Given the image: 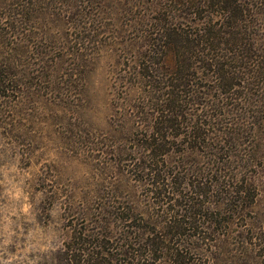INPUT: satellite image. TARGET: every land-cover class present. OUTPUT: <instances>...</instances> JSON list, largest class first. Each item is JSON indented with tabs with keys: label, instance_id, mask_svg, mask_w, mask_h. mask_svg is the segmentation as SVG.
I'll use <instances>...</instances> for the list:
<instances>
[{
	"label": "rangeland",
	"instance_id": "rangeland-1",
	"mask_svg": "<svg viewBox=\"0 0 264 264\" xmlns=\"http://www.w3.org/2000/svg\"><path fill=\"white\" fill-rule=\"evenodd\" d=\"M242 3L233 29L220 13L199 25L176 12L185 33L212 17L215 36L240 32L252 51L222 45V71L189 59L181 115L163 123L155 97L177 69L157 33L167 0H0V264L260 260L264 0ZM180 205L191 230L158 240ZM179 244L190 251L177 260Z\"/></svg>",
	"mask_w": 264,
	"mask_h": 264
},
{
	"label": "trees",
	"instance_id": "trees-1",
	"mask_svg": "<svg viewBox=\"0 0 264 264\" xmlns=\"http://www.w3.org/2000/svg\"><path fill=\"white\" fill-rule=\"evenodd\" d=\"M167 3L169 6L168 9L169 14L170 15L172 14L169 17H171L172 19L169 20L168 22L165 21L161 28L160 27L157 28V33H159V36L161 37L162 40H165L164 42H161L159 46L165 48L169 46L170 49L173 50L174 56L176 58L177 69L174 73L172 72V75L168 73L171 77L170 79L171 84H167V86H165L167 90L162 94H160L158 97H155L157 104L159 105L161 104L163 106V108L157 112L155 118L158 122L162 121L163 123L169 122L172 119H178L181 115V112L177 110L180 107V102H184V99L180 95V91H181L180 87L182 85L181 81L183 79V72H184L183 69L185 67L191 66L189 63H187L189 59L194 57L197 62L200 61L206 63L211 67H218L222 71L227 66H229V63L225 62L224 60V58L227 57L228 53L227 52L226 53L223 52L222 54L213 53L215 50L217 51L220 48L223 49L222 45L223 46H228L230 44H233L235 46L239 45V48L244 49V51L247 52L246 54H248V51L249 52L252 51L251 44H249L247 41L246 42L244 41L246 40V38H242V36H240L241 35L240 32L229 34V37L227 38L226 41L222 40L223 36H215L216 23L213 20L214 18L212 17H210L212 21H210L209 23L212 22L213 25L208 28L207 25L204 28L201 27L196 36L185 33V31H183L184 28L181 25H179L178 22L179 17H181L182 15L176 14V12L179 10L181 11L186 10L187 14L186 16H184V18L187 17V15L197 16L199 17V19H201L199 20V25H200V22L206 19V16L220 13V15H224L223 17H225V19H228L229 27L233 29L234 27L232 24L233 22L238 23L242 20L247 19L246 18L247 11L244 8V4L242 3V0H167ZM220 4L224 6V9L221 12H219L218 10H213L215 9V7H217V5ZM24 14H26V12L24 13L20 11L19 13H17V16H15L14 19L19 21L20 18L24 16ZM0 18L2 19L4 17L1 16ZM3 21L1 20L0 22L1 23L0 35L7 34L10 29L8 28L9 27L8 24H5ZM237 27L238 29L240 28L238 25ZM231 32L232 31H230V33ZM154 34L155 32H153L152 35ZM153 40L155 42V39H152V42ZM247 57L248 56H246V58ZM150 76L152 77L154 75H150ZM175 82H179V83H175ZM221 84H223L222 87L226 85L229 87V89H232L235 86V83H232L231 81L226 79L225 76H223V82L220 81V85ZM151 133L152 135L155 136L156 139H158L161 131L158 129H153ZM180 207H181L180 209L175 211L174 215L171 214L168 217L171 223L166 224L161 228H159L158 232L156 233V238L158 240L163 241L166 238L167 234H169L174 230V227L175 229L179 227L178 225H182V226L184 225L186 231L191 230L190 223L188 222L189 215L187 214V212L186 213L183 212L189 209L183 207V205H180ZM172 222H177V223H172ZM210 226L207 225L204 227L209 228ZM202 228L203 227H200V229ZM196 231L200 232L202 230L200 231L196 230ZM151 237L152 236H149V234L146 237L143 236V244L146 245V247L149 245V240ZM202 238H207V236L203 235ZM250 239H251L250 241H252L253 238L250 237ZM259 239H260L259 241H255V246H256L255 249L259 250L260 260L259 261L255 260V258L252 256V259L248 260L249 261L248 264H259V263L264 264V232L261 234V236H259ZM153 243H156V240H154ZM180 245L181 244L175 246V249L173 248V256L177 260L178 257H183L184 253L185 255H187V253L190 251L188 249H184ZM91 255H94V251L91 252ZM208 262L209 264H214V261L210 259L208 260ZM108 263L112 264L110 262ZM185 264H200V263L196 262L195 259H192L189 260L188 263L185 262Z\"/></svg>",
	"mask_w": 264,
	"mask_h": 264
}]
</instances>
